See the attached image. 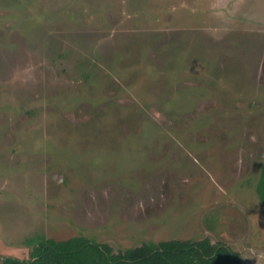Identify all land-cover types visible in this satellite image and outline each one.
<instances>
[{
    "label": "rangeland",
    "instance_id": "374dc122",
    "mask_svg": "<svg viewBox=\"0 0 264 264\" xmlns=\"http://www.w3.org/2000/svg\"><path fill=\"white\" fill-rule=\"evenodd\" d=\"M263 164L264 0H0V264L39 234L264 264Z\"/></svg>",
    "mask_w": 264,
    "mask_h": 264
},
{
    "label": "trees",
    "instance_id": "16d2710c",
    "mask_svg": "<svg viewBox=\"0 0 264 264\" xmlns=\"http://www.w3.org/2000/svg\"><path fill=\"white\" fill-rule=\"evenodd\" d=\"M264 204V164L257 184ZM32 251L28 259L6 257L4 264H239V255L223 242L209 238L171 239L144 242L121 250L86 236L67 239L37 235L28 240Z\"/></svg>",
    "mask_w": 264,
    "mask_h": 264
}]
</instances>
